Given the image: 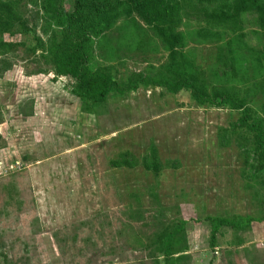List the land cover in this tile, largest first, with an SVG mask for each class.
<instances>
[{"label":"rangeland","instance_id":"rangeland-1","mask_svg":"<svg viewBox=\"0 0 264 264\" xmlns=\"http://www.w3.org/2000/svg\"><path fill=\"white\" fill-rule=\"evenodd\" d=\"M8 1L21 19L4 38L45 49L0 56V264H264V170L247 168L245 153L251 165L255 157L239 111L158 85L172 83L171 51L182 50L207 91L236 93L264 118V10L244 12L239 32L208 29L221 0H123L128 7L83 24L90 65L121 85L151 81L87 109L44 59L53 36L37 0ZM75 4L62 0L68 12ZM158 6L173 16L149 24L143 15ZM231 38L236 75L220 54ZM246 216L257 221L220 225L211 247L212 219ZM168 234L181 252L170 259Z\"/></svg>","mask_w":264,"mask_h":264},{"label":"trees","instance_id":"trees-1","mask_svg":"<svg viewBox=\"0 0 264 264\" xmlns=\"http://www.w3.org/2000/svg\"><path fill=\"white\" fill-rule=\"evenodd\" d=\"M221 3L222 5L220 4L218 9H215L217 11L214 10L216 14H212L211 25L208 26V29L215 25L214 28L216 26H222V28L229 27L231 30H239L241 32L240 19L244 12L250 11L252 8H259L258 12L262 14L264 10L262 9L264 8V0H221ZM34 4L38 7L40 6V10H44V33H51L53 36L49 53L44 56V59H47L53 65L57 77H65L74 81L75 88L73 93L85 102L87 109H95V107L105 104L113 94L124 95L129 91L138 90L149 82L150 79L148 77L137 75L134 80H131L129 83L127 82V84L122 83L121 85L120 81L110 73L101 68L94 69L90 65L91 52L87 44L89 39L86 29L82 27L83 24L89 20H94V23H96L99 21L97 19H100L102 15L115 9L128 7V2L123 0H76L73 12H68L62 7V0H37ZM172 9L169 6L164 8L158 6L143 16L149 24H151L152 19H157L158 22L166 24V19L170 14L172 15ZM20 19L18 2L0 0V56L5 57L18 52L21 47L33 55L36 53V48H41L44 51V44L40 39H38L37 46L31 48L23 43L8 42L4 38V35L9 34V30H12L15 23L19 22ZM170 25H174V23L170 22ZM10 33L11 35L9 34V36L11 37L13 32ZM162 36L173 48L175 46H182L184 42V36L174 35L173 30L168 31L165 29L162 32ZM235 44L236 41L231 38L220 49L221 61L223 59L224 64L227 65V68L234 75L237 73V69H235L233 63L236 58L231 52ZM239 46L243 47V44L240 42ZM262 53L264 57V51ZM171 56V64L173 65L171 72L174 76L172 78L170 76L172 83H168V77H163V82H158V85L167 88L170 93H177L183 89H188L191 91L192 98L200 105H204L205 103L217 104L219 106L227 105L230 109L239 111L240 127L244 130H240L238 133L251 132H249L250 137H252L250 144L253 145L251 150L255 157V163L251 165L248 160L249 155L245 153L247 168L249 166L250 169H248L250 171L264 170V118L259 115L255 118L252 114L253 108L248 106L249 102L247 99L236 93H231L228 90H213L212 93L207 91L206 81L202 78V74L188 67L186 56L182 50L179 53L172 50ZM260 70L264 71V67L262 66V69L260 67ZM212 95L215 98L221 97V101L214 103ZM232 133H236V131H230V134ZM212 220L216 225L212 231L211 247H214L216 244V230L220 228V225L243 228L257 221L256 218L250 216L239 217L235 220L220 217ZM173 240V236L168 234L164 236V241L161 242L163 247L161 249L165 252L164 256L168 257V259H170V256L181 253H175L174 247L177 245L173 243Z\"/></svg>","mask_w":264,"mask_h":264}]
</instances>
